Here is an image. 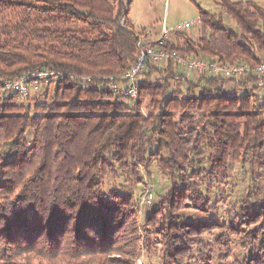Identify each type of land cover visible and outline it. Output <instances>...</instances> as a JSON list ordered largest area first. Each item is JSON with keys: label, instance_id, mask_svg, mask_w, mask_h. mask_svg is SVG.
Wrapping results in <instances>:
<instances>
[{"label": "trees", "instance_id": "obj_1", "mask_svg": "<svg viewBox=\"0 0 264 264\" xmlns=\"http://www.w3.org/2000/svg\"><path fill=\"white\" fill-rule=\"evenodd\" d=\"M130 4L0 0V87L37 71L63 76L30 103L0 98V264H136L157 248L160 264H264V94L255 96L264 84L251 75L193 83L167 60L146 63L134 104L104 90L139 55ZM218 7L198 11L206 34L176 32L165 51L224 66L264 61V9ZM234 163L249 183L218 223L210 217L227 202L215 193ZM152 167L168 186L141 219L139 169ZM121 177L132 187L110 186ZM233 242L243 255L229 263Z\"/></svg>", "mask_w": 264, "mask_h": 264}, {"label": "rangeland", "instance_id": "obj_2", "mask_svg": "<svg viewBox=\"0 0 264 264\" xmlns=\"http://www.w3.org/2000/svg\"><path fill=\"white\" fill-rule=\"evenodd\" d=\"M114 4H117V0H110ZM232 2H246L251 1L262 9H264V0H230ZM219 0H194V3L190 0H131L129 13L127 15V20L130 22L132 29L135 33L145 37L150 41H157L162 29L164 28L167 31L166 40H174L176 38L174 30L178 24L184 22H189L192 20L198 19V11H204L211 14H219L221 10L218 7ZM224 24L232 31H237L236 25L226 16L223 17ZM264 31V27H263ZM206 32L202 29L200 25L193 27L189 31H186L185 34L192 40H197ZM138 38V39H139ZM165 40V41H166ZM262 61V60H261ZM264 62V61H262ZM245 64V63H241ZM162 68V67H161ZM174 73L183 75V77L190 82L196 83L199 80V76L190 75L185 71L174 70ZM162 78V77H161ZM160 76H154L153 79L161 80ZM245 80V79H244ZM236 83L234 80H231ZM264 84V83H263ZM236 85L229 83L228 89L231 91L235 89ZM251 86H249L250 88ZM53 86L49 87V93L52 90ZM44 87L38 86L34 89H31L29 93V101L31 98L36 97L41 91H44ZM247 90H240L231 94L233 96L245 95L248 93ZM264 94V87H261L260 90L255 94L257 97H261ZM49 98V97H48ZM125 101V100H124ZM149 99L145 98L142 102L141 113L146 115L149 112V109L146 108ZM126 102V101H125ZM18 103L26 104L24 101L19 100ZM124 177V176H123ZM121 177L117 183H110L130 187V183L124 181L125 178ZM139 177L142 179L143 184L136 187L135 191L140 198V208L142 219L147 215L153 208L158 195H162L167 190L168 182L163 178L160 172L154 167L150 168L148 172L139 169ZM249 183V173L243 171L240 168V165L237 163L231 164L229 179L227 183L221 184L216 191V195L222 194L226 199L227 205L223 203L219 204L218 211L215 214H212L210 219L215 222H221L225 218L226 210L228 207L235 204L245 193L246 188ZM133 189V188H132ZM135 198L137 196L135 195ZM150 198V199H149ZM190 215V214H189ZM192 218H199L191 216ZM201 219V218H200ZM216 235L214 236H205V240L213 244ZM231 257L229 263L233 260L239 259L243 252L240 250L236 242L232 243L230 248ZM160 250L156 249L152 255L146 254L144 251H141L136 264H160ZM192 264H198L193 262ZM210 264H218L216 261L211 262Z\"/></svg>", "mask_w": 264, "mask_h": 264}, {"label": "built area", "instance_id": "obj_3", "mask_svg": "<svg viewBox=\"0 0 264 264\" xmlns=\"http://www.w3.org/2000/svg\"><path fill=\"white\" fill-rule=\"evenodd\" d=\"M198 25H200L199 19L192 20L178 24L174 31L183 33ZM166 38L167 31L164 28L157 41H150L145 37L139 38L137 41L139 55L134 64L125 74L109 78L104 90L118 92L131 104H134L138 99V83L141 75L145 72L146 63L150 62L162 66L167 60L173 61L182 71L194 76L231 79L240 82L251 75L260 80L259 86H262L264 82V62L262 61L254 67H249L246 64L224 66L215 60H204L195 57L185 58L177 53L165 51L163 45ZM62 78L63 76L57 72L37 71L14 81H5L0 87V98L10 93L15 95L17 99L24 100L29 97L31 89L38 86L54 85ZM70 78L72 80L76 79ZM87 82H90V79H82V89L88 87Z\"/></svg>", "mask_w": 264, "mask_h": 264}]
</instances>
